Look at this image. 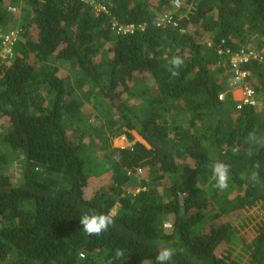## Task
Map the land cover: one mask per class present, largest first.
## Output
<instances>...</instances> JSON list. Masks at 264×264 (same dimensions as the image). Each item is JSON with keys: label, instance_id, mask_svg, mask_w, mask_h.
<instances>
[{"label": "trees", "instance_id": "trees-1", "mask_svg": "<svg viewBox=\"0 0 264 264\" xmlns=\"http://www.w3.org/2000/svg\"><path fill=\"white\" fill-rule=\"evenodd\" d=\"M175 1L0 0V34L18 31L0 58V264H157L164 248L166 264H264V0ZM221 50L263 58L243 67L257 107L220 101Z\"/></svg>", "mask_w": 264, "mask_h": 264}, {"label": "built area", "instance_id": "built-area-1", "mask_svg": "<svg viewBox=\"0 0 264 264\" xmlns=\"http://www.w3.org/2000/svg\"><path fill=\"white\" fill-rule=\"evenodd\" d=\"M89 1V0H87ZM93 2V1H92ZM175 8H180L181 3L179 0L174 2ZM100 12H106L105 8L102 5L96 6ZM174 26L177 24L173 23L171 17H163L158 22V27L172 25ZM116 27V24H115ZM119 32H122L124 35L128 33L134 32V26H126L120 27ZM0 39L2 41V45L0 47V58L5 59L8 55L12 54V48L15 42L18 39V31H10L7 34H0ZM211 42V41H210ZM221 55H227L228 59H230V67L232 72V78L229 83V89L226 93H223L219 96L220 101H223L226 98L228 93L231 94L234 90L241 91V98L237 101L238 103V110H241L243 107H257V95L255 90L250 86L249 78L251 73L243 69L244 65L259 60L262 61L263 58L260 57L254 51H244L242 50L240 53L233 54L230 50H221L219 52ZM166 228H170V225L167 224Z\"/></svg>", "mask_w": 264, "mask_h": 264}, {"label": "clouds", "instance_id": "clouds-1", "mask_svg": "<svg viewBox=\"0 0 264 264\" xmlns=\"http://www.w3.org/2000/svg\"><path fill=\"white\" fill-rule=\"evenodd\" d=\"M172 67L169 68V71L172 73L173 76L178 75L179 73L175 71V69L179 68L180 65L183 63L180 57H173L169 61ZM258 167V165H257ZM213 176L216 179V187L224 190L228 187V179H229V165L220 161H216L212 165ZM253 179H255V173H253ZM81 225L86 233L89 235H100L104 231L107 230L108 226L113 223L112 213L109 212L108 214H85L81 221ZM121 253L119 250L117 251V255ZM173 250L164 248L162 249L158 255L156 256L157 264H166L167 261H170L173 256Z\"/></svg>", "mask_w": 264, "mask_h": 264}, {"label": "rangeland", "instance_id": "rangeland-1", "mask_svg": "<svg viewBox=\"0 0 264 264\" xmlns=\"http://www.w3.org/2000/svg\"><path fill=\"white\" fill-rule=\"evenodd\" d=\"M17 9V8H16ZM15 11V9H13ZM18 10V9H17ZM95 11L97 13H100V11L98 9H95ZM19 13V12H18ZM89 104H87L86 107H88ZM88 114V118H89V124L94 126V127H98L100 124H99V121L97 119V117L95 116V113L94 112H91V111H86ZM85 115V114H84ZM133 135L135 136L136 140L141 142V143H145L144 140H142L136 133H133ZM114 147L116 148H128L131 146V143L128 142V140L124 137H121V138H118V139H115L114 140V143H113ZM100 155V154H99ZM20 167H17V166H13V171H12V177H13V180L16 181L19 176H20ZM237 222V221H236ZM235 222V223H236ZM256 221H251L250 223H247V224H251V223H255ZM251 226L249 227H246L242 232L243 233H240L241 235L239 236H242L245 240L244 241H247L249 242L251 239L249 238V236H247L246 234L249 233V231L251 230ZM242 250V246L240 248L237 249V253H239L240 251ZM243 254V253H242ZM247 257V256H245ZM243 259V258H242ZM246 260H244L245 262Z\"/></svg>", "mask_w": 264, "mask_h": 264}, {"label": "crops", "instance_id": "crops-1", "mask_svg": "<svg viewBox=\"0 0 264 264\" xmlns=\"http://www.w3.org/2000/svg\"><path fill=\"white\" fill-rule=\"evenodd\" d=\"M233 99L237 102L241 98V91L234 90L231 92Z\"/></svg>", "mask_w": 264, "mask_h": 264}]
</instances>
